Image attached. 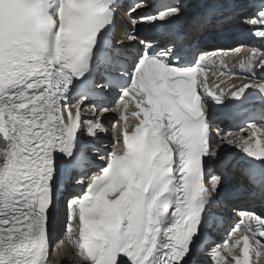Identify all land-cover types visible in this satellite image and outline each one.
<instances>
[{"label":"snow or ice","instance_id":"obj_1","mask_svg":"<svg viewBox=\"0 0 264 264\" xmlns=\"http://www.w3.org/2000/svg\"><path fill=\"white\" fill-rule=\"evenodd\" d=\"M125 2L0 0V264H52L65 241L82 264H264V47L199 48L233 20L264 43V0H203L187 26L183 0H131L122 26ZM209 101L247 120L225 133ZM62 182L84 190L56 239Z\"/></svg>","mask_w":264,"mask_h":264},{"label":"bare ground","instance_id":"obj_2","mask_svg":"<svg viewBox=\"0 0 264 264\" xmlns=\"http://www.w3.org/2000/svg\"><path fill=\"white\" fill-rule=\"evenodd\" d=\"M209 51H211V49ZM247 51L249 50L247 48H244V52ZM236 83H239V81L237 80ZM112 117L113 115L104 117L105 123L107 124L108 120ZM62 215H64V209L62 210ZM66 224V218L63 220V222L58 221L54 224V235L56 239H59L64 235ZM51 260L53 263L58 264H71V262H75V264H82L79 258L74 256L73 249L68 245L67 241H65L63 244L56 245V251L55 254L51 257Z\"/></svg>","mask_w":264,"mask_h":264}]
</instances>
